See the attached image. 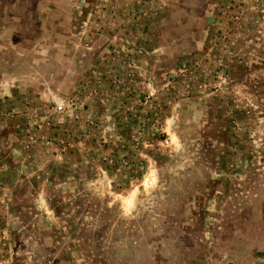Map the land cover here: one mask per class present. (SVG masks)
I'll use <instances>...</instances> for the list:
<instances>
[{
	"label": "rangeland",
	"instance_id": "rangeland-1",
	"mask_svg": "<svg viewBox=\"0 0 264 264\" xmlns=\"http://www.w3.org/2000/svg\"><path fill=\"white\" fill-rule=\"evenodd\" d=\"M0 264H264V0H0Z\"/></svg>",
	"mask_w": 264,
	"mask_h": 264
}]
</instances>
